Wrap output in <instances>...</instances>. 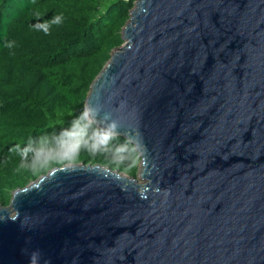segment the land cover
Wrapping results in <instances>:
<instances>
[{
  "label": "water",
  "instance_id": "95a60500",
  "mask_svg": "<svg viewBox=\"0 0 264 264\" xmlns=\"http://www.w3.org/2000/svg\"><path fill=\"white\" fill-rule=\"evenodd\" d=\"M93 80L137 178L55 166L0 204V264H264V0H134Z\"/></svg>",
  "mask_w": 264,
  "mask_h": 264
},
{
  "label": "trees",
  "instance_id": "16d2710c",
  "mask_svg": "<svg viewBox=\"0 0 264 264\" xmlns=\"http://www.w3.org/2000/svg\"><path fill=\"white\" fill-rule=\"evenodd\" d=\"M104 1L0 0V204L55 167L21 168L16 146L31 141L58 148L60 134L84 111L93 80L122 45L134 0H112L100 9ZM125 144L128 150L117 153ZM81 162L134 170L140 158L134 144L116 136L101 153L81 150L75 163Z\"/></svg>",
  "mask_w": 264,
  "mask_h": 264
},
{
  "label": "clouds",
  "instance_id": "9594fccd",
  "mask_svg": "<svg viewBox=\"0 0 264 264\" xmlns=\"http://www.w3.org/2000/svg\"><path fill=\"white\" fill-rule=\"evenodd\" d=\"M59 18H57L58 22ZM47 34V30L45 29ZM11 43L5 47H11ZM97 110L92 106L86 105L81 115L73 121L72 129L65 130L60 136L63 138L55 150L47 149L43 146L34 147L33 142L20 148L16 146L20 155V167L28 168L34 172L48 170L53 166H63L65 170L75 165L80 156L81 150H87L92 155L106 150L109 144L118 135L117 124L113 121L107 127H95V114ZM92 129L91 134L88 130ZM128 150L127 145H121L116 149L117 153H124ZM134 150V149H133ZM123 160V157H119Z\"/></svg>",
  "mask_w": 264,
  "mask_h": 264
},
{
  "label": "rangeland",
  "instance_id": "374dc122",
  "mask_svg": "<svg viewBox=\"0 0 264 264\" xmlns=\"http://www.w3.org/2000/svg\"><path fill=\"white\" fill-rule=\"evenodd\" d=\"M111 1H112V0H105V1L101 4L100 9H105V8L107 7V5H109V3H110ZM103 166H105V167H109L108 165H103ZM115 170L121 172L123 175H126V176H128V177L137 178V179L139 180L140 183H144V181L140 180V178H139V174H140V162L137 164V166H136V168H135L134 170H121V169H115ZM44 174H46V173H42V174H40V176H41V175H44ZM40 176H39V177H40ZM39 177H38V178H39ZM34 180H36V179H34ZM34 180H31V182L34 181Z\"/></svg>",
  "mask_w": 264,
  "mask_h": 264
}]
</instances>
